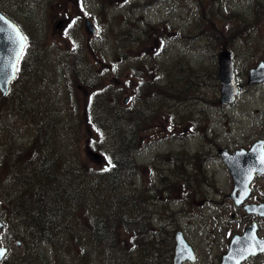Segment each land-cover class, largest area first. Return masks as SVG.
I'll list each match as a JSON object with an SVG mask.
<instances>
[{"label": "rangeland", "instance_id": "rangeland-1", "mask_svg": "<svg viewBox=\"0 0 264 264\" xmlns=\"http://www.w3.org/2000/svg\"><path fill=\"white\" fill-rule=\"evenodd\" d=\"M255 2L264 9V0H0V11L26 33L28 52L48 64L40 71L29 69L27 75L22 70L8 98L0 101V137L8 141L1 140L5 144L0 154L18 146L25 149L33 133L27 123L31 120L21 118V123L19 107L13 110L10 105L19 100L42 102L38 94L44 93L50 113L68 105L63 108L69 110L68 122L59 123L67 130L51 133L58 136L55 148L98 175L110 166L116 128L121 132L129 122L123 112L136 111L143 123L137 127V171L131 189L145 193L148 238L154 241L155 254L170 256L175 232L181 231L196 256L193 263L184 264H217L229 239L251 222L228 197L232 182L217 150L246 149L264 133V83L247 85L249 69L264 61V10L256 9ZM205 19L232 36L205 38ZM85 20L96 30L94 36L86 31ZM223 49L231 54L240 88L226 106L218 103L217 54ZM67 54L75 64L70 70L64 65ZM153 83L165 86V94L152 90ZM96 92L104 101L93 114L90 100ZM88 147L99 159L86 154ZM160 176L175 185L172 193L156 191ZM251 189L250 201L264 203V178L256 177ZM101 196L110 199L111 193L87 192L83 207L74 213L77 237L73 250L65 254L72 258L70 264H79L83 254L88 264H98L101 251L90 230L92 210ZM263 234L261 225L258 236ZM115 236L119 249L132 258L154 250L151 244L133 246V235L125 230ZM35 240L26 239L31 250L26 258L28 253L38 263L56 264L64 256ZM242 264H264V257Z\"/></svg>", "mask_w": 264, "mask_h": 264}, {"label": "trees", "instance_id": "trees-1", "mask_svg": "<svg viewBox=\"0 0 264 264\" xmlns=\"http://www.w3.org/2000/svg\"><path fill=\"white\" fill-rule=\"evenodd\" d=\"M256 9L264 10L260 2H255ZM209 27L201 28V33L205 38L214 35L220 39L229 40L232 36L230 33L223 34L209 19H205ZM245 31L244 28H238ZM212 30L214 32H212ZM235 34V33H234ZM67 54L64 59V65L68 70L73 69V64ZM24 73L27 75L29 69L40 71L47 63L42 64L39 57H34L25 64ZM31 79L27 80L30 84ZM152 90L159 94H165V86L153 83ZM20 91V90H18ZM42 102L28 103L17 99L11 104L13 110L19 105V112L16 115L25 118L27 123L33 125V133L29 139L28 145L23 151H9L3 154L5 157L4 166H12L15 176L14 196L9 198L10 209L16 217H19L25 227V236L35 241L43 242L59 251H63L64 256L57 259L56 264H70L72 258L66 256V252L73 250V239H76L74 213L83 207L85 195L91 190L101 189L102 192H110V199L101 196L97 200V205L92 210V228L90 236L98 245L101 255L98 257V264H171L170 256L167 252L158 257L155 254V245L149 235V219L146 207V197L143 190L131 189L133 175L137 171V166L133 161V152L136 147L137 127L143 123L136 111L123 112L128 117V123L124 126L126 132L118 131L116 147L112 153L110 166L104 172L98 175L89 174L85 169L79 166V162L74 157L66 153H60L56 148L54 138L51 133L66 131L65 128L59 127V123L66 121L59 110L60 105L50 113L51 103H47V96L42 93L38 94ZM98 97V98H97ZM6 97L0 98L4 102ZM103 103L102 94L96 92L91 96V112L94 114V108ZM36 102V99H35ZM36 104V106H34ZM7 106V105H6ZM10 106L6 108L11 109ZM34 106V107H33ZM29 107H33L32 110ZM101 108L104 109L103 106ZM157 109V108H156ZM155 112V111H152ZM75 117L77 114H74ZM116 120V118L114 119ZM54 122H56L54 124ZM22 123V120H21ZM75 125H77L75 123ZM113 126V121H111ZM23 166V167H21ZM179 176H181L179 174ZM163 176H160V187L158 192L167 191L172 193L175 186ZM119 187L121 190L115 191ZM3 195L4 190H1ZM12 189L10 190V192ZM116 192V193H115ZM54 225V226H52ZM52 226V227H51ZM51 227L52 229H47ZM125 230L131 233L133 246L153 245L154 250L149 254H140L131 257V254L121 251L116 242V233ZM30 237V238H29ZM27 251L31 252L30 249ZM26 251V252H27ZM76 254V259H79ZM79 264H88L83 254ZM90 258V255H89ZM27 264H44L38 263L36 258L25 256Z\"/></svg>", "mask_w": 264, "mask_h": 264}, {"label": "water", "instance_id": "water-1", "mask_svg": "<svg viewBox=\"0 0 264 264\" xmlns=\"http://www.w3.org/2000/svg\"><path fill=\"white\" fill-rule=\"evenodd\" d=\"M0 16H2L0 14ZM4 17V16H3ZM4 21H7L5 23ZM4 21H0V91L3 95L7 92L9 83L15 78L12 65L16 62V54L18 46L13 42L14 29L18 27L10 20L4 17ZM88 31L94 34L95 31L91 28L89 22H85ZM219 73L218 79L221 84L220 104L231 102L234 95L238 92L232 74V62L229 58V53L224 51L218 55ZM264 80V64H259L256 69L249 72L248 82H261ZM89 154L97 158V154L89 151ZM219 156L229 169L233 180V188L230 197L234 204L240 205L248 196L250 189L249 184L255 173L264 174V164L261 163V158L264 153L259 144L253 145L249 151H236L234 154H229L225 150L219 151ZM238 192V193H237ZM244 210L247 213L264 216V205H244ZM257 241H264L256 236L255 225L248 226L242 235L232 237L228 251L222 256L220 264H239L242 260L250 255L261 253L260 245ZM193 261L191 248L183 239L180 232L175 235V248L173 264H181L184 260Z\"/></svg>", "mask_w": 264, "mask_h": 264}, {"label": "flooded vegetation", "instance_id": "flooded-vegetation-1", "mask_svg": "<svg viewBox=\"0 0 264 264\" xmlns=\"http://www.w3.org/2000/svg\"><path fill=\"white\" fill-rule=\"evenodd\" d=\"M260 139H264V134ZM0 177L3 178V185L7 190L13 186L15 181L14 177L10 172H5L2 166H0ZM12 196L7 191L6 199L12 198ZM5 204L6 201H3L0 193V249H3L5 252V255L0 257V264H23L25 250L24 239L21 236V228L19 222L14 217L8 215L9 211L5 208ZM258 223L259 228L261 225L264 226V219H259Z\"/></svg>", "mask_w": 264, "mask_h": 264}, {"label": "snow or ice", "instance_id": "snow-or-ice-1", "mask_svg": "<svg viewBox=\"0 0 264 264\" xmlns=\"http://www.w3.org/2000/svg\"><path fill=\"white\" fill-rule=\"evenodd\" d=\"M0 21H4V17L0 16ZM5 23H7V21H4ZM73 23H75V21H73ZM0 31H3V29H0ZM26 37L23 36V34L20 32L19 29H14V40L13 42L15 44H17L18 46V52L16 54V62L13 63L12 68H13V74H15L16 72L19 71L18 68V61L22 58L23 54H24V48H25V41H26ZM109 163H111L109 161ZM261 163L264 164V157L261 158ZM107 170V169H105ZM257 244L260 245L259 250L264 252V241H257ZM5 255V252L3 249H0V257H3Z\"/></svg>", "mask_w": 264, "mask_h": 264}, {"label": "bare ground", "instance_id": "bare-ground-1", "mask_svg": "<svg viewBox=\"0 0 264 264\" xmlns=\"http://www.w3.org/2000/svg\"><path fill=\"white\" fill-rule=\"evenodd\" d=\"M52 226H54V225H52ZM52 226H51V227H52ZM51 227H48L47 229L51 230V229H52Z\"/></svg>", "mask_w": 264, "mask_h": 264}]
</instances>
